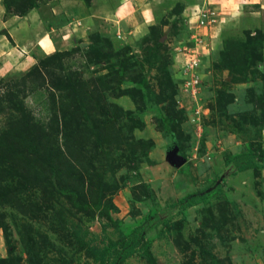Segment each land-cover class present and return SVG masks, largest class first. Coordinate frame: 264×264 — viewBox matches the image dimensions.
I'll use <instances>...</instances> for the list:
<instances>
[{
	"label": "rangeland",
	"instance_id": "1",
	"mask_svg": "<svg viewBox=\"0 0 264 264\" xmlns=\"http://www.w3.org/2000/svg\"><path fill=\"white\" fill-rule=\"evenodd\" d=\"M161 1L0 0V264H264V4Z\"/></svg>",
	"mask_w": 264,
	"mask_h": 264
},
{
	"label": "crops",
	"instance_id": "2",
	"mask_svg": "<svg viewBox=\"0 0 264 264\" xmlns=\"http://www.w3.org/2000/svg\"><path fill=\"white\" fill-rule=\"evenodd\" d=\"M185 1L187 2L188 5H187V7H185L183 13H184V16H186L188 18L190 16H192V11H193V6L194 5L196 6V5L199 4L200 6H204V5H208L209 4V6H211V5L213 6V3L217 1V3H219V6H217L218 7L217 8L218 11L222 10V11H220V12L223 13L222 16L227 17V14L231 15V13H233V11L234 12L235 11H239V10H237V7H238V5L240 7L241 3L243 2L242 0H239L238 3L236 4L235 0H185ZM244 3H246V1H244ZM109 4H108L109 11L105 10V12H104V11L101 10V13L105 14L106 18H110V14L112 12V13H114L115 15H117L121 19L120 23H121L122 26H124L126 28H129V26H131L132 28H138L137 31L139 29L143 28L144 26L143 25L142 26H138V27L135 26L136 23L134 22V20H132V18H128V17H130L131 14L129 15L128 12H125V8L126 7L135 4V7H137V10H135L133 14H135V12L139 10V12L141 13V15L143 17L144 22L147 25H152V24H154V21L156 19H159L158 10L160 8L162 9V6H161L162 1L161 0H122V2L119 3V5L121 7L119 8V12L118 13H117V10L113 9L114 8L113 4L111 3L110 4L111 6H109ZM258 4H264L263 0H254V1L251 2V5H258ZM260 8H264V6H260ZM252 9H254V8H252ZM121 12L125 13V14H120ZM127 15H129V16H127ZM135 19H137L136 16H135ZM225 20H224V22H225ZM224 22L221 21L219 23H220V25L221 24L223 25ZM191 26L193 27L194 25H191ZM209 36H210V34H209Z\"/></svg>",
	"mask_w": 264,
	"mask_h": 264
},
{
	"label": "trees",
	"instance_id": "3",
	"mask_svg": "<svg viewBox=\"0 0 264 264\" xmlns=\"http://www.w3.org/2000/svg\"><path fill=\"white\" fill-rule=\"evenodd\" d=\"M201 80H202V78H201ZM141 81H143L142 78H141ZM179 81L184 82V79L181 77V78H179ZM200 83H202V81ZM110 117L113 118V119H119L118 116H116V115H112ZM112 134L117 137V134H118L117 130H112ZM172 136L174 137V142H176L177 144L181 145L180 140H178L176 134L173 131H172ZM253 158H254L253 157V153L251 151H249V153H238V154H235L234 156H231L229 160H230V162H233L237 166V168L239 170H244V169L248 170V169H250V168H252L254 166V160H252ZM199 196H200L199 194H193V195L190 194L187 197H184L183 199H181L180 203L183 205V204H185L187 202V205H190V206L194 205L195 203L198 202L197 198L199 199ZM96 207L99 209L100 204L96 205ZM143 230H144L143 226L136 228L132 232V234L130 235L128 240L127 241L126 240L123 241L125 244H124V247H123L124 250L122 252H120L121 260L125 259L127 257V255H128V253H130L131 249H133V247L128 248L130 246V244L135 245V244H139L142 241V239H143L142 234L144 232ZM125 248L128 249V250H125ZM0 263H2V262H0ZM32 264H34L33 261H32Z\"/></svg>",
	"mask_w": 264,
	"mask_h": 264
},
{
	"label": "built area",
	"instance_id": "4",
	"mask_svg": "<svg viewBox=\"0 0 264 264\" xmlns=\"http://www.w3.org/2000/svg\"><path fill=\"white\" fill-rule=\"evenodd\" d=\"M198 63H199V62H198ZM198 63H197V65H196L195 67L198 66ZM182 78L184 79V82L187 81V78H186V77H182ZM198 80H199V81H198ZM200 81H201V78H197V77H196V81H195V83L199 84ZM191 83H192V82L188 81V82H187V85H190ZM187 85H186V86H187Z\"/></svg>",
	"mask_w": 264,
	"mask_h": 264
}]
</instances>
